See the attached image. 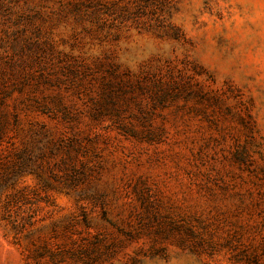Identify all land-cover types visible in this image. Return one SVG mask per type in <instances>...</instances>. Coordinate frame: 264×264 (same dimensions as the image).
<instances>
[{"label":"rangeland","instance_id":"374dc122","mask_svg":"<svg viewBox=\"0 0 264 264\" xmlns=\"http://www.w3.org/2000/svg\"><path fill=\"white\" fill-rule=\"evenodd\" d=\"M0 264H264V0H0Z\"/></svg>","mask_w":264,"mask_h":264}]
</instances>
